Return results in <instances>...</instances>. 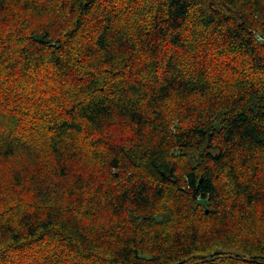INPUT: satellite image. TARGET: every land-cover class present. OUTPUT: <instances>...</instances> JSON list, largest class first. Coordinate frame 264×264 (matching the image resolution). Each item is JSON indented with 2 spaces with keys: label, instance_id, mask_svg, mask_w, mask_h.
Here are the masks:
<instances>
[{
  "label": "trees",
  "instance_id": "trees-1",
  "mask_svg": "<svg viewBox=\"0 0 264 264\" xmlns=\"http://www.w3.org/2000/svg\"><path fill=\"white\" fill-rule=\"evenodd\" d=\"M0 264H264V0H0Z\"/></svg>",
  "mask_w": 264,
  "mask_h": 264
}]
</instances>
